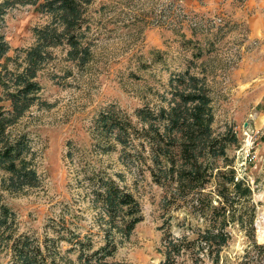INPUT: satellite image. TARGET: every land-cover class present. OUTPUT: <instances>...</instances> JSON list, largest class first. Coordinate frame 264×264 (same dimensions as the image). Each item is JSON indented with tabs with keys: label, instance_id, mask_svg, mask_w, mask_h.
Here are the masks:
<instances>
[{
	"label": "rangeland",
	"instance_id": "374dc122",
	"mask_svg": "<svg viewBox=\"0 0 264 264\" xmlns=\"http://www.w3.org/2000/svg\"><path fill=\"white\" fill-rule=\"evenodd\" d=\"M85 9L89 62L80 67L67 59L66 46L52 48L51 58L37 73L39 99L14 127L16 132L27 133L39 176L37 186L2 192L15 213L19 232L41 239L50 220L59 222L63 216L82 234L91 232L98 244L99 229L87 186L82 184L83 170L122 172L140 202L143 219L109 261L158 264L163 189L146 170L135 181L119 157V146L102 152L93 137L94 120L111 104L134 119L136 108L159 103L157 94L168 87L171 74L195 64L192 72L204 69L207 73L214 127L223 130L232 125L236 132L239 146L228 152L236 171L253 190L255 236L264 243V35L251 34L252 23L264 21V4L260 0H94ZM49 20V15L29 5L10 11L9 54L14 56L15 48L32 45L33 28ZM179 26L184 39L177 34ZM197 47L203 49L199 58L194 56ZM245 244L235 231L222 256L232 258ZM68 247L60 243L61 253L75 260L73 252H65ZM0 264H9L5 252L0 253ZM177 264L191 263L182 258Z\"/></svg>",
	"mask_w": 264,
	"mask_h": 264
},
{
	"label": "trees",
	"instance_id": "16d2710c",
	"mask_svg": "<svg viewBox=\"0 0 264 264\" xmlns=\"http://www.w3.org/2000/svg\"><path fill=\"white\" fill-rule=\"evenodd\" d=\"M93 1L0 0V253L8 254L9 264H113L109 258L143 219L124 174L100 168L83 170L82 183L99 229L98 244L91 232L82 234L63 216L59 222L50 220L41 239L19 232L15 213L3 198V191L16 193L39 183L30 139L14 127L39 99L37 73L51 58L52 48L66 46L67 59L80 67L89 62L85 8ZM28 5L50 20L34 27V43L15 48L13 56L6 37L7 15ZM177 34L185 38L180 26ZM202 53L197 47L194 56ZM194 65L171 74L168 87L157 94L159 103L136 108L134 119L113 104L101 110L93 137L104 153L120 147L119 157L135 181L146 170L163 189L158 264H177L182 258L191 264H264V243L255 236L253 190L228 152L239 140L232 125L214 127L207 73L192 72ZM235 231L246 244L241 253L223 257ZM62 242L68 243L65 252H73L75 260L61 253Z\"/></svg>",
	"mask_w": 264,
	"mask_h": 264
},
{
	"label": "crops",
	"instance_id": "0c3cea01",
	"mask_svg": "<svg viewBox=\"0 0 264 264\" xmlns=\"http://www.w3.org/2000/svg\"><path fill=\"white\" fill-rule=\"evenodd\" d=\"M261 4H264V0H260ZM251 34L252 35H264V21L261 19L255 20L251 25ZM264 49V48H263ZM264 59V54L261 56ZM262 69L264 70V62L262 63Z\"/></svg>",
	"mask_w": 264,
	"mask_h": 264
}]
</instances>
